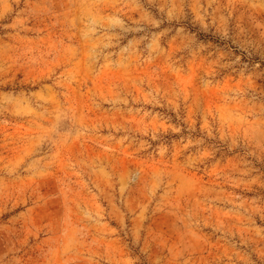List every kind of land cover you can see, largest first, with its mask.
Masks as SVG:
<instances>
[{
	"label": "rangeland",
	"instance_id": "1",
	"mask_svg": "<svg viewBox=\"0 0 264 264\" xmlns=\"http://www.w3.org/2000/svg\"><path fill=\"white\" fill-rule=\"evenodd\" d=\"M0 264H264V0H0Z\"/></svg>",
	"mask_w": 264,
	"mask_h": 264
}]
</instances>
